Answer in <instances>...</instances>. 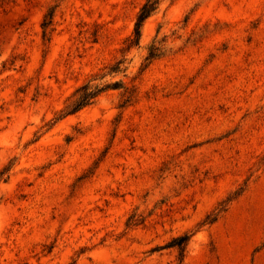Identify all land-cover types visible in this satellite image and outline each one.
Listing matches in <instances>:
<instances>
[{"label": "rangeland", "instance_id": "rangeland-1", "mask_svg": "<svg viewBox=\"0 0 264 264\" xmlns=\"http://www.w3.org/2000/svg\"><path fill=\"white\" fill-rule=\"evenodd\" d=\"M146 1L0 0V264H264V0Z\"/></svg>", "mask_w": 264, "mask_h": 264}, {"label": "trees", "instance_id": "trees-1", "mask_svg": "<svg viewBox=\"0 0 264 264\" xmlns=\"http://www.w3.org/2000/svg\"><path fill=\"white\" fill-rule=\"evenodd\" d=\"M156 0H147L140 8V11L138 12L133 35L134 37L131 39L130 44L131 45H137L139 43L140 39V28L143 23V21L152 13V11L156 8ZM101 91V89H98L97 86H94L93 88H90L88 84L82 85L80 88H78L77 93L78 97L74 100L72 103V106L69 108V110L66 112V114L72 113L80 109L81 107L89 104L92 102V100L97 96V94ZM188 240L187 235H182L178 238L173 239L169 246H176L179 249V253L182 254L184 251L185 244Z\"/></svg>", "mask_w": 264, "mask_h": 264}]
</instances>
